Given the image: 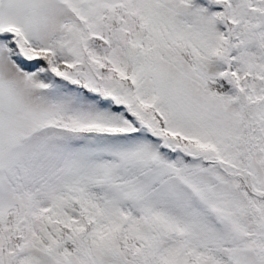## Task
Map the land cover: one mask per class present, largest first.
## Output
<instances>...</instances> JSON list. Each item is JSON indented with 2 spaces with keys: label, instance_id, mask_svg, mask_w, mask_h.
<instances>
[{
  "label": "snow or ice",
  "instance_id": "snow-or-ice-1",
  "mask_svg": "<svg viewBox=\"0 0 264 264\" xmlns=\"http://www.w3.org/2000/svg\"><path fill=\"white\" fill-rule=\"evenodd\" d=\"M0 264H264V0H0Z\"/></svg>",
  "mask_w": 264,
  "mask_h": 264
}]
</instances>
